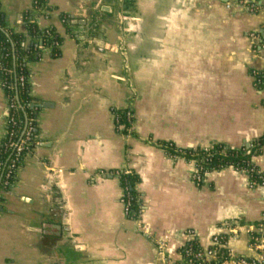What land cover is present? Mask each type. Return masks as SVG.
Wrapping results in <instances>:
<instances>
[{
	"label": "crops",
	"instance_id": "1",
	"mask_svg": "<svg viewBox=\"0 0 264 264\" xmlns=\"http://www.w3.org/2000/svg\"><path fill=\"white\" fill-rule=\"evenodd\" d=\"M226 2L49 0L36 23L63 42L59 57L44 49L28 65L37 139L3 196L0 264H177L183 232L207 241L225 220H261L264 185L251 189L245 172L227 169L198 188L194 163L159 147L248 149L264 135V92L250 74L264 69V53L249 39L264 35V14ZM0 7L24 32L33 0ZM129 106L135 128L125 136L112 112ZM6 117L0 86V143ZM252 162L264 174V150ZM116 171L139 177L137 220L125 215ZM230 245L254 255L246 234Z\"/></svg>",
	"mask_w": 264,
	"mask_h": 264
},
{
	"label": "trees",
	"instance_id": "2",
	"mask_svg": "<svg viewBox=\"0 0 264 264\" xmlns=\"http://www.w3.org/2000/svg\"><path fill=\"white\" fill-rule=\"evenodd\" d=\"M48 2L49 0H33L32 10L24 16V32L9 26L0 7V86L9 107L6 118L7 135L0 145V163L3 165L11 155L8 150L9 143L20 138L26 123L37 128L36 121L40 107L30 93L28 65L39 61L44 49L51 50V55L55 58L60 56L62 38L54 28L41 30L36 23V17L48 11ZM62 19L66 24L68 23V16L62 15ZM22 77L23 82L20 81ZM114 112L118 113L119 110ZM121 133L124 134V131L121 130ZM34 135L36 136V132ZM263 146L264 135L252 142L248 149H235L221 143H215L207 149L201 147L180 149L174 144H159V147L164 149L171 158L198 163L202 168V178H206V175L213 172L233 169L245 172L249 181L257 186L264 185V174L253 164L252 158L263 152ZM113 175L119 180L124 192L123 202L130 204L128 218L137 220L142 211L139 203L140 194L137 191L139 177L134 172L121 171L113 172ZM3 180V176L0 175V214L3 212V196L11 191L16 175L10 179L11 187L5 188Z\"/></svg>",
	"mask_w": 264,
	"mask_h": 264
},
{
	"label": "built area",
	"instance_id": "3",
	"mask_svg": "<svg viewBox=\"0 0 264 264\" xmlns=\"http://www.w3.org/2000/svg\"><path fill=\"white\" fill-rule=\"evenodd\" d=\"M225 6L228 10L232 11L240 10L253 15L264 14V0H227ZM249 39L253 54L264 53V35L250 33ZM250 74L254 87L258 91L264 92V69H254ZM20 81L23 82L24 78H20ZM8 110L9 107L7 106V112ZM112 113L116 126L124 131L123 135L132 136L135 128V116L132 108L129 106L123 110H119L118 113H115L113 110ZM7 123L6 119V125ZM35 132V126L26 123L20 138L9 143L8 150L11 152V155L7 162L4 163L5 165L0 163V175L4 178L3 186L5 188L11 187L10 179L17 175L25 158L33 152L37 139L34 135ZM6 135L7 132L5 133ZM11 136H14V134H11ZM262 150H264V146ZM193 163L192 181L198 188H202L206 185V180L210 174L206 175V178H202V168L198 163ZM248 186L251 189L257 187L256 184L250 181ZM124 197L123 192L122 199ZM123 205L125 215L128 217L130 204L123 202ZM145 233L147 234L146 231ZM242 234L247 235L248 246L254 255H239L231 247V242L239 240ZM181 238L182 245L177 251L180 259L177 264H264V214L261 220L254 226H245L236 218L225 220L215 227L207 241H202L199 234L194 230L183 232ZM156 244L161 251L166 250L167 246L163 241H158Z\"/></svg>",
	"mask_w": 264,
	"mask_h": 264
},
{
	"label": "water",
	"instance_id": "4",
	"mask_svg": "<svg viewBox=\"0 0 264 264\" xmlns=\"http://www.w3.org/2000/svg\"><path fill=\"white\" fill-rule=\"evenodd\" d=\"M225 1H227V0H225ZM19 19L21 20V19H22V17L20 16V17H19ZM247 147H249V145H248Z\"/></svg>",
	"mask_w": 264,
	"mask_h": 264
}]
</instances>
